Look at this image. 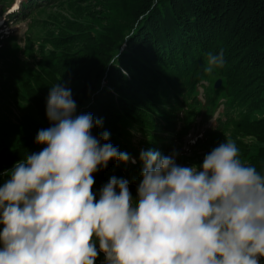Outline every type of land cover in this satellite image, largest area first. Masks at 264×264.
<instances>
[{"label":"clouds","instance_id":"9594fccd","mask_svg":"<svg viewBox=\"0 0 264 264\" xmlns=\"http://www.w3.org/2000/svg\"><path fill=\"white\" fill-rule=\"evenodd\" d=\"M223 66V51L207 53L205 73ZM75 112L71 89L51 87L52 126L36 137L46 147L4 173L0 264H95L100 253L102 264H260L264 175L234 142L206 154L202 169L178 165L175 152L142 151L138 199L111 177L97 200L93 174L131 158L109 132L92 135L102 120Z\"/></svg>","mask_w":264,"mask_h":264},{"label":"trees","instance_id":"16d2710c","mask_svg":"<svg viewBox=\"0 0 264 264\" xmlns=\"http://www.w3.org/2000/svg\"><path fill=\"white\" fill-rule=\"evenodd\" d=\"M0 1L1 4L8 2L5 11H9V18L23 9L19 17L16 14L17 21L57 2L24 0L15 8L17 0ZM102 2L105 12L97 21H106L110 31H107L108 26L100 27L98 35L88 38L87 46L78 49L79 54L75 55L82 57L79 60L65 59L74 53L68 52L64 45L47 55L44 62L55 64L57 68L48 69L52 87L61 84V73L71 67L72 73L66 76L72 74L71 79L81 81L84 88L86 83H98L92 94L84 95L81 103L73 97L75 115L90 113L94 120H102V126L93 128L92 135L99 138L103 132H109L108 142L114 147L117 144L116 148L127 152L131 158L126 164L109 161L106 168L93 174L96 197L99 198L102 186L116 177L129 182L128 186L133 187L131 195L137 200L143 169L140 153L151 150L150 143L161 149L154 152L176 153L175 146L187 130L190 113L201 103L198 87L206 74L209 52L218 55L223 51L224 66L214 69L213 74L222 78L224 85L213 90V95H206V102L214 114L220 107V102L218 106L215 101L221 97L226 107L219 116L225 121L219 119L218 125L206 131L197 145L211 152L230 133L241 162L254 166L264 175V0ZM118 39L123 43L112 54ZM60 40L72 44L75 37L65 36ZM61 53L65 55L61 57ZM46 90L37 88L30 95L35 108L40 106L38 115H43L40 130L52 126L43 111L42 102H47L49 96V91L44 94ZM127 131L140 139L137 145L129 143ZM240 136H249L252 140L241 142ZM33 138H27L7 152L4 165L9 163L13 167L28 154L46 147ZM112 138L117 141L113 143ZM132 160L135 163H130ZM7 178L0 177V186ZM2 230L3 225H0V232ZM258 259L264 264V257Z\"/></svg>","mask_w":264,"mask_h":264},{"label":"rangeland","instance_id":"374dc122","mask_svg":"<svg viewBox=\"0 0 264 264\" xmlns=\"http://www.w3.org/2000/svg\"><path fill=\"white\" fill-rule=\"evenodd\" d=\"M23 1L17 0L15 8H18ZM75 1L60 2L57 0L55 4L33 11L25 20L20 21H17V18L23 9L16 12L18 17L13 14L9 18V11H5L8 2L1 4L0 1V159L2 160L0 170L5 169V172H11L14 167H10L9 163L4 165L6 161L3 159L7 152L17 148L20 143L31 136H34L33 139L36 140V134L43 122V115H38L37 111L39 112L40 106L38 109L35 108L32 102L34 99L30 98V95L37 88H47L44 94L50 91L52 81L48 69L57 70L55 64H44L46 56L53 54L57 47L65 45L67 51L74 53V56L70 54L64 58L69 61L79 60L82 57L75 55L79 54L78 49L87 46L88 38L98 35L100 27L108 26L107 31H110V25H107L106 21H97L105 12L101 6L103 0ZM65 36L75 37L74 42L72 44L70 41L60 42V39ZM119 40L115 45L116 49L111 51L112 54L116 53L118 47H121L123 41ZM61 51L65 52L64 49ZM64 55L61 53V57ZM72 69L71 67L68 71L64 70L61 73L60 85L70 88L72 99L75 96L77 102L81 103L84 95L86 94L87 97V93L88 96L92 94L91 92L98 83L97 85L96 81L86 83L84 88L81 81L71 79L72 74L66 76L72 73ZM218 78L213 73L211 75L206 73L198 87V99L201 103L190 113L187 130L175 146L178 165L197 166L198 169H202L204 157L209 152L203 146H198L197 141L206 131L214 129L218 125L219 119L225 121L222 116H219L220 111L226 107L221 97L215 101H218V106L220 102V107L214 114L212 113L214 110L208 107L206 102V95H213V90H219L224 85V80ZM219 81L220 87L216 88ZM78 94L80 95L78 96ZM45 98L47 95L44 96ZM40 100H43L41 95ZM42 104L44 114H46L47 102L43 100ZM127 135L129 143L135 145L139 143L140 139L136 138L133 133L127 131ZM251 140L252 138L247 136L242 137L241 142L247 143ZM111 141L115 143L117 140L112 138ZM227 141H235L230 133L221 140V143ZM149 146L153 151L161 150L154 147L152 143ZM115 147L118 145L116 144ZM33 153H38V151H33L30 154ZM164 153L160 154L164 155ZM5 172L0 173V177L5 176ZM129 190L132 193L133 187H129ZM104 259L103 253H100L95 264H102Z\"/></svg>","mask_w":264,"mask_h":264},{"label":"water","instance_id":"95a60500","mask_svg":"<svg viewBox=\"0 0 264 264\" xmlns=\"http://www.w3.org/2000/svg\"><path fill=\"white\" fill-rule=\"evenodd\" d=\"M220 81H219V83H217V85H216V88H219L220 87Z\"/></svg>","mask_w":264,"mask_h":264}]
</instances>
